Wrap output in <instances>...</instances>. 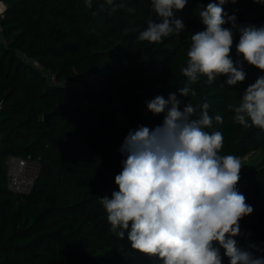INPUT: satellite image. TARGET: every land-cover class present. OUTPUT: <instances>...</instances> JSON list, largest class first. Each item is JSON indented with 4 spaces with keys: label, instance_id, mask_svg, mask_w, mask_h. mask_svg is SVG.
I'll return each mask as SVG.
<instances>
[{
    "label": "trees",
    "instance_id": "16d2710c",
    "mask_svg": "<svg viewBox=\"0 0 264 264\" xmlns=\"http://www.w3.org/2000/svg\"><path fill=\"white\" fill-rule=\"evenodd\" d=\"M124 2L125 8L109 13L107 6L100 9L104 0H92L91 8L85 0H4L0 264H163L132 249L127 233L122 240L116 236L100 201L118 191L115 176L123 168L121 146L129 131L163 122L165 113L154 115L146 102L170 93L177 94L181 107L193 106L192 119L209 105L213 120L205 131L223 134L220 155L244 157L263 150L256 168L240 171L237 189L254 210L240 221L235 239L242 249L264 257V130L245 128L234 119L244 91L264 72L244 62L243 82L229 86L226 76L209 82L200 75L191 84L196 95L180 96L178 89L187 84L181 69L187 66L191 37L205 29L199 13L218 0H188L184 9L173 10L185 30L156 43L138 40L150 20L159 22L152 0ZM223 8L235 13L240 25H264V3L229 0ZM238 41L237 33L230 53L234 62L242 61ZM80 75L91 102L66 83H76ZM55 108L60 113L48 123L44 116ZM29 156L40 172L31 191L14 192L8 186V160ZM221 255L222 264H229L223 249Z\"/></svg>",
    "mask_w": 264,
    "mask_h": 264
},
{
    "label": "clouds",
    "instance_id": "9594fccd",
    "mask_svg": "<svg viewBox=\"0 0 264 264\" xmlns=\"http://www.w3.org/2000/svg\"><path fill=\"white\" fill-rule=\"evenodd\" d=\"M187 2L152 0L159 22L150 20L138 40L156 43L185 30L183 20L175 18L173 10L184 9ZM227 2H210L200 11L205 29L191 37L187 66L181 69L187 84L178 89L180 96L196 95L191 84L200 75L209 82L226 76L229 86L243 82L244 62L264 72V25L238 24L235 13L224 11ZM85 3L92 7V0ZM106 6L111 13L126 4L124 0H104L100 9ZM226 24L230 27H224ZM237 33L236 53L242 61L234 62L230 53ZM182 103L176 93L147 101L151 113H165L162 124L153 129L139 126L126 136L121 146L126 158L115 176L118 191L100 201L110 230L121 240L127 233L132 249L158 257L163 264H222L221 249L229 264H264V257L242 249L235 239L241 234L240 221L254 210L237 189L240 159L220 155L223 134L205 131L213 120L207 103L199 119H192L191 104L181 107ZM234 111L240 125L264 130V75L246 88ZM214 119L222 122L219 115Z\"/></svg>",
    "mask_w": 264,
    "mask_h": 264
},
{
    "label": "built area",
    "instance_id": "2783aa9c",
    "mask_svg": "<svg viewBox=\"0 0 264 264\" xmlns=\"http://www.w3.org/2000/svg\"><path fill=\"white\" fill-rule=\"evenodd\" d=\"M0 4H3L2 7H0V21L1 18L4 16V3L3 0H0ZM2 32V28L0 26V34ZM35 65L39 68H44L42 65H40L37 61L34 62ZM51 80L56 82V77L52 73H48ZM67 84L73 85L74 83L70 81H66ZM75 87V86H74ZM2 107V103L0 102V108ZM34 160L29 156L28 158H20V157H11L8 160V186L10 189L14 192L18 193H27L31 191L33 187V183L31 179H28L26 175L28 174V166L31 162ZM36 166H39L38 162H34Z\"/></svg>",
    "mask_w": 264,
    "mask_h": 264
},
{
    "label": "rangeland",
    "instance_id": "374dc122",
    "mask_svg": "<svg viewBox=\"0 0 264 264\" xmlns=\"http://www.w3.org/2000/svg\"><path fill=\"white\" fill-rule=\"evenodd\" d=\"M0 7H2V4L0 5ZM74 86L77 89H79L78 91L81 94L85 102H91L90 97L88 96V93H87L85 79L83 78V76L81 75L79 76V79L77 80L76 83H74ZM238 158L240 159L241 165H242L241 171L246 170V169L256 168L260 164V162H262L261 160L263 158V150L256 149L248 153L246 156L238 157ZM34 162L35 160L29 164L28 171H27L28 174L26 175V177L28 179H31L32 182L35 181L38 173L40 172L39 166H36Z\"/></svg>",
    "mask_w": 264,
    "mask_h": 264
},
{
    "label": "water",
    "instance_id": "95a60500",
    "mask_svg": "<svg viewBox=\"0 0 264 264\" xmlns=\"http://www.w3.org/2000/svg\"><path fill=\"white\" fill-rule=\"evenodd\" d=\"M59 113H60L59 110L55 108L52 112H49V113L45 114V116H44L45 120L49 123L50 117H52L55 114H59Z\"/></svg>",
    "mask_w": 264,
    "mask_h": 264
},
{
    "label": "crops",
    "instance_id": "0c3cea01",
    "mask_svg": "<svg viewBox=\"0 0 264 264\" xmlns=\"http://www.w3.org/2000/svg\"><path fill=\"white\" fill-rule=\"evenodd\" d=\"M4 3V2H3ZM1 5V4H0ZM2 6H3V4H2ZM4 6H5V3H4Z\"/></svg>",
    "mask_w": 264,
    "mask_h": 264
}]
</instances>
